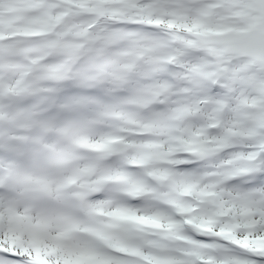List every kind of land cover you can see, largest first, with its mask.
<instances>
[{
  "label": "snow or ice",
  "instance_id": "obj_1",
  "mask_svg": "<svg viewBox=\"0 0 264 264\" xmlns=\"http://www.w3.org/2000/svg\"><path fill=\"white\" fill-rule=\"evenodd\" d=\"M0 264H264V0H0Z\"/></svg>",
  "mask_w": 264,
  "mask_h": 264
}]
</instances>
